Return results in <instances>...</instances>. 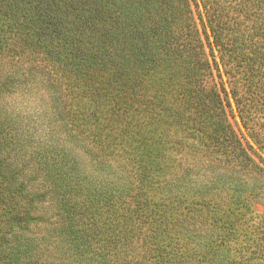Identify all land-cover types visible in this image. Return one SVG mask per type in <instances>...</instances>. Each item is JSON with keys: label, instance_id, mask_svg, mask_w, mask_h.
I'll use <instances>...</instances> for the list:
<instances>
[{"label": "trees", "instance_id": "16d2710c", "mask_svg": "<svg viewBox=\"0 0 264 264\" xmlns=\"http://www.w3.org/2000/svg\"><path fill=\"white\" fill-rule=\"evenodd\" d=\"M0 264H264V0H0Z\"/></svg>", "mask_w": 264, "mask_h": 264}, {"label": "rangeland", "instance_id": "374dc122", "mask_svg": "<svg viewBox=\"0 0 264 264\" xmlns=\"http://www.w3.org/2000/svg\"><path fill=\"white\" fill-rule=\"evenodd\" d=\"M9 108L15 112V116L23 123L32 128H48L50 125L49 116L52 115L53 108H51L52 99L41 87H33L30 89L22 88L18 93L6 98ZM236 123V119H234ZM259 211L263 210L261 203L256 204ZM47 217L53 215L54 206L46 205L40 209ZM50 223H41L35 226L33 231L37 235L45 236L49 230Z\"/></svg>", "mask_w": 264, "mask_h": 264}]
</instances>
